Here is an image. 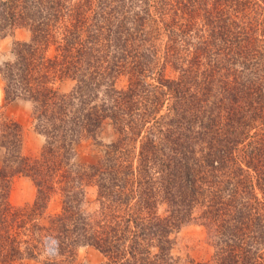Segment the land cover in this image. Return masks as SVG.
<instances>
[{
  "label": "trees",
  "instance_id": "trees-1",
  "mask_svg": "<svg viewBox=\"0 0 264 264\" xmlns=\"http://www.w3.org/2000/svg\"><path fill=\"white\" fill-rule=\"evenodd\" d=\"M19 28L31 39L0 68L5 101L32 105L46 143L30 159L20 125L0 126V264H76L86 246L104 264H174L172 235L196 210L205 264H264V0H0V33ZM106 119L117 141L76 162ZM22 174L38 196L15 207Z\"/></svg>",
  "mask_w": 264,
  "mask_h": 264
},
{
  "label": "rangeland",
  "instance_id": "rangeland-1",
  "mask_svg": "<svg viewBox=\"0 0 264 264\" xmlns=\"http://www.w3.org/2000/svg\"><path fill=\"white\" fill-rule=\"evenodd\" d=\"M31 39V31L28 28L15 29L12 32L0 33V68L4 63L13 58V47L18 42H28ZM53 55V50L49 51V56ZM168 76L173 77L170 71ZM118 87L125 85L124 79L117 82ZM76 82L70 79L56 84V89L60 94H69ZM14 122L20 125L22 135V153L30 159H38L45 146L46 140L36 130L34 118L32 116V105L23 100L6 102L4 95V81L0 75V126ZM119 138V132L114 127L110 119H106L103 128L96 139L85 140L74 147L76 152L75 161L80 164L91 166L100 163L103 152ZM6 155V150L0 145V167ZM96 188L86 189V200L88 209L96 207ZM38 196V188L35 182L26 175H17L12 179L10 185V202L15 207L32 205ZM62 196L59 192L52 194L49 201L46 223L50 216L61 211ZM198 210L193 214V219L187 221L184 226L172 235L173 249L172 255L174 264H205L212 261L215 255L213 240L208 235L207 229L200 224L196 217ZM104 255L92 247H81L77 251L76 264H104ZM16 264H39L32 260H23Z\"/></svg>",
  "mask_w": 264,
  "mask_h": 264
}]
</instances>
